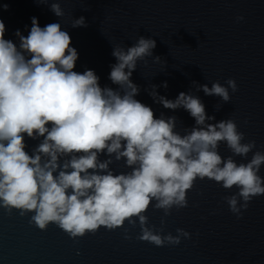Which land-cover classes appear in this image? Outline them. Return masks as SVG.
<instances>
[{"label":"clouds","instance_id":"1","mask_svg":"<svg viewBox=\"0 0 264 264\" xmlns=\"http://www.w3.org/2000/svg\"><path fill=\"white\" fill-rule=\"evenodd\" d=\"M0 7L9 9L7 3ZM49 10L64 16L58 2ZM30 19L27 35L16 29L15 41L6 38L0 19V209L29 216L40 230L55 225L72 239L101 227L138 224V239L163 247L179 245L191 234L177 228L176 235H165L149 226V208L167 216L187 207L198 180L235 187L225 200L237 219L254 198L264 196V151H254L255 140L243 142L235 120L209 115L196 94L228 103L229 89L238 90L235 79L211 87L192 81L195 93L190 88L175 98L158 92L168 88L167 81L146 88L154 104L173 113L182 109L194 120L180 131L175 114L157 116L136 98L141 89L132 76L138 63L161 59L154 55L155 39L139 36L131 46L113 47L108 79L115 87L101 86L94 69L74 70L79 53L59 22L41 27L37 17ZM87 26L84 16L72 24ZM222 143L232 155L222 157ZM236 156L246 162L238 163Z\"/></svg>","mask_w":264,"mask_h":264},{"label":"water","instance_id":"2","mask_svg":"<svg viewBox=\"0 0 264 264\" xmlns=\"http://www.w3.org/2000/svg\"><path fill=\"white\" fill-rule=\"evenodd\" d=\"M53 2L60 3L64 16L58 18L49 10ZM4 3L9 9L0 7V19L6 38L15 41L16 29L27 35L25 25L31 27L33 16L41 27L59 22L79 53L74 70L94 69L101 86L115 87L108 79L115 63L113 47L131 46L139 36L155 39L154 55L161 59L157 63L148 57L147 63H138L132 76L141 89L136 98L151 105L157 116L175 114L180 131L194 120L182 109L173 113L154 104L146 88L167 81L168 88L158 92L175 98L190 88L195 93L192 81L211 87L212 82L235 79L238 90L229 89L228 103L202 91L196 94L209 115L217 121L235 120L245 134L243 142L255 140L254 151H264V0H42L39 5L36 0H0ZM80 16L88 26L73 28ZM239 16L244 19L237 20ZM35 143L28 141L30 147ZM219 152L225 158L232 155L223 143ZM234 159L246 162L239 156ZM235 191L198 180L188 192L187 207L173 208L167 216L149 208V226L165 235H176L177 228L191 234L179 245L163 247L138 239V224L115 230L101 227L72 239L55 225L40 230L29 223V216L0 209V264H264V196L254 198L237 219L225 200Z\"/></svg>","mask_w":264,"mask_h":264}]
</instances>
